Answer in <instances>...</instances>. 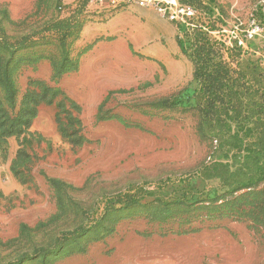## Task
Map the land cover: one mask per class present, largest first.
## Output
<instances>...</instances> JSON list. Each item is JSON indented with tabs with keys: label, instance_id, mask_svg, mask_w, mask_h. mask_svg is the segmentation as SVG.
I'll list each match as a JSON object with an SVG mask.
<instances>
[{
	"label": "rangeland",
	"instance_id": "374dc122",
	"mask_svg": "<svg viewBox=\"0 0 264 264\" xmlns=\"http://www.w3.org/2000/svg\"><path fill=\"white\" fill-rule=\"evenodd\" d=\"M180 1L169 20L0 0V264H264V183L194 175L208 145L188 46L198 30L264 71V0Z\"/></svg>",
	"mask_w": 264,
	"mask_h": 264
},
{
	"label": "trees",
	"instance_id": "16d2710c",
	"mask_svg": "<svg viewBox=\"0 0 264 264\" xmlns=\"http://www.w3.org/2000/svg\"><path fill=\"white\" fill-rule=\"evenodd\" d=\"M196 32L197 41L188 43L198 84L191 100L200 111L199 133L208 145V160L194 175L217 182L228 194L255 189L264 183V71L259 66L232 69L205 34Z\"/></svg>",
	"mask_w": 264,
	"mask_h": 264
},
{
	"label": "built area",
	"instance_id": "2783aa9c",
	"mask_svg": "<svg viewBox=\"0 0 264 264\" xmlns=\"http://www.w3.org/2000/svg\"><path fill=\"white\" fill-rule=\"evenodd\" d=\"M89 7L94 10L107 7L119 11L130 8L151 9L169 20L183 19L189 14L180 0H89Z\"/></svg>",
	"mask_w": 264,
	"mask_h": 264
},
{
	"label": "crops",
	"instance_id": "0c3cea01",
	"mask_svg": "<svg viewBox=\"0 0 264 264\" xmlns=\"http://www.w3.org/2000/svg\"><path fill=\"white\" fill-rule=\"evenodd\" d=\"M139 9H141V8H139Z\"/></svg>",
	"mask_w": 264,
	"mask_h": 264
}]
</instances>
